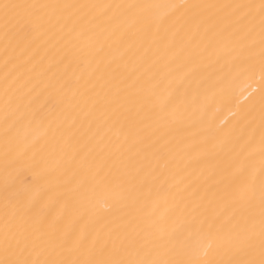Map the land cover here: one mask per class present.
I'll return each mask as SVG.
<instances>
[{"label": "bare ground", "instance_id": "obj_1", "mask_svg": "<svg viewBox=\"0 0 264 264\" xmlns=\"http://www.w3.org/2000/svg\"><path fill=\"white\" fill-rule=\"evenodd\" d=\"M0 264H264V0H0Z\"/></svg>", "mask_w": 264, "mask_h": 264}]
</instances>
